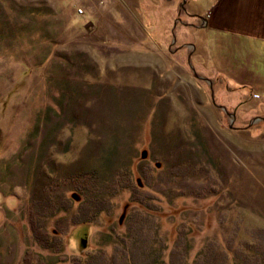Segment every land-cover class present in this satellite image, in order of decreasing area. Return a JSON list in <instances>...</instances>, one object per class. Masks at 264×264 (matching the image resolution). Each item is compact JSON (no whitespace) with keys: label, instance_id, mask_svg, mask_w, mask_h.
<instances>
[{"label":"rangeland","instance_id":"1","mask_svg":"<svg viewBox=\"0 0 264 264\" xmlns=\"http://www.w3.org/2000/svg\"><path fill=\"white\" fill-rule=\"evenodd\" d=\"M214 1L0 0V264H264V92L211 64Z\"/></svg>","mask_w":264,"mask_h":264},{"label":"crops","instance_id":"2","mask_svg":"<svg viewBox=\"0 0 264 264\" xmlns=\"http://www.w3.org/2000/svg\"><path fill=\"white\" fill-rule=\"evenodd\" d=\"M211 9L204 26L193 25L207 30L211 64L236 88L259 82L264 92V0H215Z\"/></svg>","mask_w":264,"mask_h":264},{"label":"trees","instance_id":"3","mask_svg":"<svg viewBox=\"0 0 264 264\" xmlns=\"http://www.w3.org/2000/svg\"><path fill=\"white\" fill-rule=\"evenodd\" d=\"M103 210L102 208H100V211ZM42 239H45L46 241L49 240V238L46 235H43V233L41 234ZM186 260H188V257H186Z\"/></svg>","mask_w":264,"mask_h":264}]
</instances>
